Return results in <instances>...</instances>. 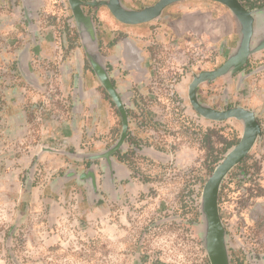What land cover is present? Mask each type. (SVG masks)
<instances>
[{
    "label": "rangeland",
    "instance_id": "1",
    "mask_svg": "<svg viewBox=\"0 0 264 264\" xmlns=\"http://www.w3.org/2000/svg\"><path fill=\"white\" fill-rule=\"evenodd\" d=\"M33 1L28 12L21 0H0V264H211L203 188L244 126L202 117L189 88L236 51L231 11L183 1L165 12L168 23L135 27L149 38L141 43L148 58L140 80L125 70L121 83L137 105L125 155L90 166L75 155L110 150L121 118L90 72L68 1ZM253 1L264 3L241 0L248 9ZM198 97L218 110H253L263 125L225 178L219 208L231 264H264V50L241 72L202 83ZM91 168L95 187L79 179Z\"/></svg>",
    "mask_w": 264,
    "mask_h": 264
},
{
    "label": "water",
    "instance_id": "2",
    "mask_svg": "<svg viewBox=\"0 0 264 264\" xmlns=\"http://www.w3.org/2000/svg\"><path fill=\"white\" fill-rule=\"evenodd\" d=\"M71 5L77 9L78 0H69ZM188 0H160L156 5L146 8L142 11H128L122 4L121 0H109L104 4L109 7L113 15L125 24H144L148 23L164 11L168 6L175 3ZM219 3L227 7L236 19L238 24V33L240 41L236 51L228 58L220 68L212 71H204L194 77L189 88V99L194 110L202 117L215 121L224 122L229 119H236L244 126V133L239 143L235 145L222 159L215 168L213 174L207 180L202 193L201 199V214L204 222L203 228V244L208 253L211 264H231L228 244L227 232L224 227L220 208L219 195L222 184L227 175L239 164H241L252 151L256 142L262 135L261 123L257 118L255 111L238 106L230 107L225 110L213 109L200 102L198 97V87L205 82H210L223 77L227 74H236L247 65L250 57L264 50V8L248 9L240 0H206ZM79 21V16H76ZM92 65L97 72L102 83L115 97V92L112 85L108 82L106 74L93 59ZM123 131L122 136L113 148L102 154L96 155H75L81 159H89L97 161L104 159L108 165H112L113 156L117 148L121 146L127 136L128 121L126 114L123 113ZM91 179L92 187L96 186L95 172L91 168L88 173L80 175L79 179Z\"/></svg>",
    "mask_w": 264,
    "mask_h": 264
},
{
    "label": "flooded vegetation",
    "instance_id": "3",
    "mask_svg": "<svg viewBox=\"0 0 264 264\" xmlns=\"http://www.w3.org/2000/svg\"><path fill=\"white\" fill-rule=\"evenodd\" d=\"M21 1L24 9L27 10L28 12L36 10V1L33 0H21ZM32 1L34 2V4L32 3ZM67 1L70 12L73 16L75 31L83 47V51L88 66L90 68V72L97 77L100 84L105 89L104 91L107 93L106 97L116 107L118 114L121 118L122 129H121L120 139L122 136L123 126H124L123 113L126 114L128 121L127 136L123 144L119 146L116 150L121 154V156H124L125 153L122 152L124 150V145L129 137V125H130L128 118L129 109L133 108L131 107L132 103L134 107H136L137 105L136 103L129 101L128 91H126L124 84L121 83L124 77H127L126 76L127 73H129L128 75H130V77H133L135 79L137 78L138 80H140L139 75L145 73V64L148 58L141 43L146 41L148 42L149 38L148 37L145 38L144 36H141L138 33L139 29L135 27H137L138 25H142L141 26L142 28L150 29V26H153L152 22L154 21L157 22L167 21L168 23L169 20L164 14L169 8H171L177 3L166 7L160 16H158L157 18H155L154 20L148 23L132 25V24H125L119 21L113 15L109 7L104 4L109 0H78V5L76 10L71 5L70 1L69 0ZM131 2H133V0H131ZM131 2L129 3L128 0H121L122 6L128 11H142L158 3L156 2L154 5L148 4L141 7L133 8L129 5L131 4ZM101 13L104 14L106 13L107 18H105V15L100 17ZM77 15L79 16V21L78 19H76ZM101 18H105V19H101ZM110 24L113 25L114 27L113 28L108 27L110 26ZM170 25L171 28L176 31L175 28L177 25L173 23H171ZM108 29H111L112 31L110 32H114V33H109V31H107ZM91 59H93L95 63L99 67H101L105 72L108 82L112 85L114 89L115 97L109 93V91L102 83V80L99 78L97 72L95 71L92 65ZM125 70L127 71V73L125 72ZM261 127L263 134L262 124ZM119 141L117 143H119Z\"/></svg>",
    "mask_w": 264,
    "mask_h": 264
},
{
    "label": "trees",
    "instance_id": "4",
    "mask_svg": "<svg viewBox=\"0 0 264 264\" xmlns=\"http://www.w3.org/2000/svg\"><path fill=\"white\" fill-rule=\"evenodd\" d=\"M240 1H241V0H240ZM250 8H251V9L264 8V3H262V4H258V5H257V3H255V2L253 1V2L250 3ZM250 8H249V9H250ZM233 145H234V144H231L230 147H232ZM114 155H117V156H118V159L121 160V161H122V157H124V156H121V154H120L118 151H116V152L114 153ZM245 160H246V159H245ZM245 160H244V161H245ZM87 161H88L89 165L91 166V165H92V162L89 161V160H87ZM244 161H243V162H244ZM243 162H242V163H243ZM239 165H240V164H239ZM239 165H238V166H239ZM220 192H221V191H220ZM220 194H221V193H220ZM219 198H220V195H219Z\"/></svg>",
    "mask_w": 264,
    "mask_h": 264
}]
</instances>
